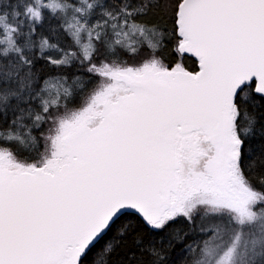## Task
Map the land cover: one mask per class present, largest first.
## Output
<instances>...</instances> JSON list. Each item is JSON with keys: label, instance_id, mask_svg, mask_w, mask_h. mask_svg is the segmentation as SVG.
Here are the masks:
<instances>
[{"label": "snow or ice", "instance_id": "1", "mask_svg": "<svg viewBox=\"0 0 264 264\" xmlns=\"http://www.w3.org/2000/svg\"><path fill=\"white\" fill-rule=\"evenodd\" d=\"M177 242L264 264V0H0V264H174Z\"/></svg>", "mask_w": 264, "mask_h": 264}, {"label": "trees", "instance_id": "2", "mask_svg": "<svg viewBox=\"0 0 264 264\" xmlns=\"http://www.w3.org/2000/svg\"><path fill=\"white\" fill-rule=\"evenodd\" d=\"M150 19L156 23L159 24L162 28V30H165L169 33H171L173 25L170 19L168 18H164V19H159L157 17H150ZM44 35L46 37H48L50 39L51 43H59V45L61 47H65L66 44L70 43V39L63 36V35H56L52 32H50L48 30V26L47 24L45 25L44 28L40 29L36 39H39L40 35ZM174 47V40L168 39L165 41V46L163 47V49H161V55L163 56V58L165 59L166 63H171L174 59L173 55H172V49ZM37 56H39V52L37 50ZM51 55L54 57H57L59 55L58 52L56 51H52ZM128 57L126 56L125 59H127ZM184 63L187 66L188 70H195L196 69V62L189 56L185 57L184 59ZM36 69L43 75L45 76V78L49 75H56L57 73L63 72L66 75L75 78L76 76H81L82 78H87V73L85 71L84 67H81V65L79 64V61H76L73 63L72 66L67 67V68H55L54 66L45 63L44 60H39L36 64ZM93 81H95V78H92ZM79 105V98H77L76 103L75 104H71L70 106L72 107H76ZM47 125H44L42 127V129H37V130H33V135H36L38 137V139L40 140V147H41V151L43 150V140L40 137V132L41 131H47ZM173 229L175 230H187L186 225L184 223V221H178L176 224L172 225V227L170 229L165 230V232L163 233H159V234H155L154 238L157 240V242H159V239L162 236H167V234L169 232H171ZM192 240H188V243H191ZM186 258V253L184 252V250L182 249V247L180 246L179 242L176 243V245L174 246V249L170 250V260L174 261V264H184V260Z\"/></svg>", "mask_w": 264, "mask_h": 264}, {"label": "water", "instance_id": "3", "mask_svg": "<svg viewBox=\"0 0 264 264\" xmlns=\"http://www.w3.org/2000/svg\"><path fill=\"white\" fill-rule=\"evenodd\" d=\"M190 57V56H189ZM192 58V57H191ZM194 61H195V59L194 58H192ZM196 68H197V65H196Z\"/></svg>", "mask_w": 264, "mask_h": 264}]
</instances>
